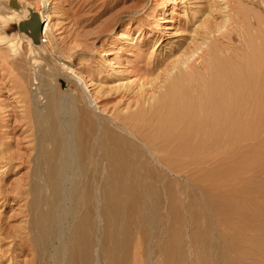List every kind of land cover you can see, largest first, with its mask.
I'll list each match as a JSON object with an SVG mask.
<instances>
[{
	"label": "bare ground",
	"instance_id": "6f19581e",
	"mask_svg": "<svg viewBox=\"0 0 264 264\" xmlns=\"http://www.w3.org/2000/svg\"><path fill=\"white\" fill-rule=\"evenodd\" d=\"M21 1L15 9L0 0V47L16 66L15 88L31 112L23 126L25 132L33 131L35 146L2 139L0 144L9 149L3 150L5 157L1 149L0 183H6L5 176L19 164L34 163L29 179L23 177L28 187L20 185L16 191L18 197L31 194V236H19L33 245L32 264H126L125 238L131 236L134 222L143 223L150 234L149 260L158 245L178 261L177 200L181 190L210 181V142L239 141L249 134V124L264 123V49L263 43L258 45L262 51L257 47L259 36H254L255 44L242 26L246 33L238 31L244 38L238 44L232 33L240 28L230 26L233 16L223 15L214 27L212 17L207 18L210 22L200 19L201 9H193L186 22L190 34L169 50L140 59L139 80L121 83L117 95L109 89L111 96L101 104L99 94L89 89L92 74L88 81L71 72L54 78L43 66L36 47L45 45L43 52L54 54L46 38L48 0H40L42 7L36 9ZM171 1L156 8L166 12ZM227 2L222 0V11ZM31 8L43 21L39 42L24 33L7 35L3 27L18 24L19 14L28 12L29 17ZM114 74L96 75L100 87L114 82ZM64 78L72 85L62 89L59 80Z\"/></svg>",
	"mask_w": 264,
	"mask_h": 264
},
{
	"label": "rangeland",
	"instance_id": "374dc122",
	"mask_svg": "<svg viewBox=\"0 0 264 264\" xmlns=\"http://www.w3.org/2000/svg\"><path fill=\"white\" fill-rule=\"evenodd\" d=\"M9 1L6 0L3 6L13 7ZM220 1L172 0L169 4L171 9L162 12L156 7L167 4L168 0H48L50 28L46 38L54 54L43 52L44 45L36 47L43 55L40 51L35 52V55L54 78L57 75L59 78L69 77L75 73L88 81L91 78L89 74H92L96 79L93 77V82H89V89L99 94L103 104V99L109 94L111 96V90L112 94H119L118 91L123 88L119 87L121 83H136L139 80L137 65L140 59L145 56L149 58L150 52L169 50L171 45L174 46L190 34L186 22L193 14V9H201L202 12L197 13L200 19L212 17L209 19H213L214 27L223 21V15L233 16L230 17L233 18V25L230 26L235 29L244 26L247 31L243 28L235 30L232 35L236 42L241 44L244 39L239 38L238 31H241L250 34L253 40L254 36H259L257 47L261 50L262 44L258 45L263 43L264 49V0H230L225 4H229L226 11H222ZM21 2L23 5L31 4L34 9L42 7L40 0ZM210 5L214 9L211 10ZM1 12H5L4 9ZM28 14H19L15 19L22 21ZM247 15L248 18H245ZM247 19L249 23L252 20L249 24L250 32ZM16 24L9 23L3 27L4 32L7 35H22V32L14 29ZM23 48L26 51V42ZM3 50L0 49V142L6 138L8 141L11 138L19 139L22 145L27 143L33 147V131L25 132L23 126L27 122L24 116L31 117L28 102L16 91L15 82L19 79L17 69ZM111 72L116 73L113 77L115 81L106 82L101 88L97 77ZM69 85L72 84L66 78L59 80L62 89ZM104 89H108V94H104ZM260 109H264V106ZM247 127L249 134L239 141L210 142V181L204 187L196 186L180 191L177 200L178 238L181 242V249L176 254L178 261H173L171 254L162 252L158 245L149 260L150 234L144 231L143 223L134 222L131 236L125 238L129 242V248L122 255L126 264H264V123L256 122ZM28 134H31L30 140L25 138ZM6 146L9 145L0 144V153L2 149L4 156L0 155L3 157L7 155L4 151L9 149ZM16 146L13 150L18 151ZM228 146L234 149L228 151ZM31 152L35 155V149H31ZM32 166L34 163L19 164L15 172L5 176L6 183L9 182L11 186L5 182L0 183V264H32L35 256L32 243L19 236L27 232L31 236L29 221L32 214L28 207L31 194L25 193L20 197L16 194L20 185L22 189L28 187L22 181H25L24 176L29 179ZM25 167L29 168L28 171ZM18 180L20 183H17ZM4 195L6 199L2 197ZM164 210L166 208L163 207Z\"/></svg>",
	"mask_w": 264,
	"mask_h": 264
},
{
	"label": "water",
	"instance_id": "95a60500",
	"mask_svg": "<svg viewBox=\"0 0 264 264\" xmlns=\"http://www.w3.org/2000/svg\"><path fill=\"white\" fill-rule=\"evenodd\" d=\"M9 4L15 8H20L17 0H10ZM11 26V25H10ZM16 31L24 33L30 37L35 43L40 40V35L43 30V21L40 19L39 14L36 10L30 9V15L27 19L20 21L14 26Z\"/></svg>",
	"mask_w": 264,
	"mask_h": 264
}]
</instances>
